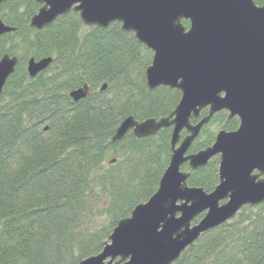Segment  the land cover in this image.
I'll list each match as a JSON object with an SVG mask.
<instances>
[{
    "label": "trees",
    "instance_id": "trees-1",
    "mask_svg": "<svg viewBox=\"0 0 264 264\" xmlns=\"http://www.w3.org/2000/svg\"><path fill=\"white\" fill-rule=\"evenodd\" d=\"M38 7L33 0L0 3V18L15 28L0 36V58H18L0 94V264H78L101 252L118 221L156 191L168 165L170 128L144 139L129 131L112 142L116 128L127 116L167 115L180 93L146 91L152 53L118 23L85 27L71 12L35 31L29 21ZM31 57L52 63L29 78ZM84 84L87 97L72 101L69 93ZM227 117L213 116L189 152L211 145L219 130H235L238 119ZM218 166V156L196 171L184 164L187 185L212 191ZM173 264H264V203L202 234Z\"/></svg>",
    "mask_w": 264,
    "mask_h": 264
},
{
    "label": "water",
    "instance_id": "water-1",
    "mask_svg": "<svg viewBox=\"0 0 264 264\" xmlns=\"http://www.w3.org/2000/svg\"><path fill=\"white\" fill-rule=\"evenodd\" d=\"M6 0H0V3ZM39 5L29 27L41 31L73 12L85 27L121 31L152 53L144 71L148 93L177 90L173 110L141 121L125 117L111 138L131 131L137 139L171 129L168 165L150 198L119 220L100 253L78 264H173L202 234L233 219L245 207L264 203V2L253 0H33ZM188 22V26L183 25ZM0 18V36L14 32ZM52 63L26 61L29 78ZM18 58H0V94ZM106 89V84L100 91ZM89 87L72 90L78 102ZM206 110V115L200 114ZM238 119L232 131L219 130L213 143L189 149L217 113ZM196 120L193 124L191 121ZM45 131L47 128L44 129ZM186 135L181 137V133ZM218 156V184L210 192L187 185L188 171ZM201 218L195 222V220Z\"/></svg>",
    "mask_w": 264,
    "mask_h": 264
},
{
    "label": "flooded vegetation",
    "instance_id": "flooded-vegetation-1",
    "mask_svg": "<svg viewBox=\"0 0 264 264\" xmlns=\"http://www.w3.org/2000/svg\"><path fill=\"white\" fill-rule=\"evenodd\" d=\"M203 111H206V110H203ZM203 111H202V112H203ZM202 112H201V114H202ZM201 114H200V116L203 117ZM206 114H207V113H206ZM196 122H197V121H196ZM189 153H190V152H189ZM183 171H184V170H183Z\"/></svg>",
    "mask_w": 264,
    "mask_h": 264
}]
</instances>
